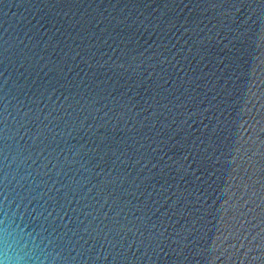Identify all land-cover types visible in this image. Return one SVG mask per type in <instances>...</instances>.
Instances as JSON below:
<instances>
[{
	"label": "water",
	"instance_id": "obj_1",
	"mask_svg": "<svg viewBox=\"0 0 264 264\" xmlns=\"http://www.w3.org/2000/svg\"><path fill=\"white\" fill-rule=\"evenodd\" d=\"M6 216L50 264H264V0H0Z\"/></svg>",
	"mask_w": 264,
	"mask_h": 264
},
{
	"label": "clouds",
	"instance_id": "obj_2",
	"mask_svg": "<svg viewBox=\"0 0 264 264\" xmlns=\"http://www.w3.org/2000/svg\"><path fill=\"white\" fill-rule=\"evenodd\" d=\"M0 236V264H50V253L43 242L26 229L4 218Z\"/></svg>",
	"mask_w": 264,
	"mask_h": 264
}]
</instances>
